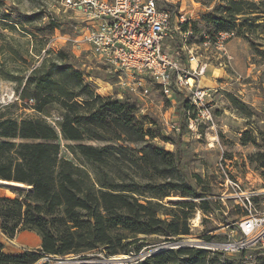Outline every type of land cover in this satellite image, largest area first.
Listing matches in <instances>:
<instances>
[{
	"label": "trees",
	"instance_id": "16d2710c",
	"mask_svg": "<svg viewBox=\"0 0 264 264\" xmlns=\"http://www.w3.org/2000/svg\"><path fill=\"white\" fill-rule=\"evenodd\" d=\"M245 1L228 0L233 7L213 21L221 29L233 30ZM246 3L250 9L257 5L249 0ZM190 24L183 22L182 29L188 30ZM57 58L54 62L44 59L32 69L19 99L36 100L40 113L50 100H57L64 109L60 129L39 116L17 120L2 115L0 119V179L31 186L29 191L19 189L16 198L0 197V229L9 238L20 230L35 231L41 237L38 251L17 253L6 252L0 240V264H35L44 255L62 256L100 247L109 255L123 253L134 258L110 264H264L259 252L253 260L245 261L241 256L196 246L170 247L141 259L150 248L147 236L158 235L170 243L190 234V219L198 202L167 205L163 198L171 193L201 198L200 207L206 210L217 209L218 204L187 178L175 151L152 143L161 130L151 126L155 123L148 118L138 116L136 102L96 93L63 51ZM243 137V143H257L252 134L245 132ZM62 144L72 157L61 155ZM129 149H134V160ZM125 159L133 161L141 178L116 177V161ZM251 160L264 171V151L254 152ZM156 176L170 180L155 184L152 179ZM212 239L209 236L208 240Z\"/></svg>",
	"mask_w": 264,
	"mask_h": 264
},
{
	"label": "rangeland",
	"instance_id": "374dc122",
	"mask_svg": "<svg viewBox=\"0 0 264 264\" xmlns=\"http://www.w3.org/2000/svg\"><path fill=\"white\" fill-rule=\"evenodd\" d=\"M246 1L243 13L236 17L237 27L233 30L221 29L213 21L214 17H223L225 10L233 7L228 0L159 2L161 8L171 12L174 24L179 25L182 15L191 23L188 30L181 26L183 33L176 32L173 39L167 40L172 47L179 48L184 57L185 73L193 77L196 86L205 89L211 105L213 122H202L191 129L184 119L187 95L177 89V74H174L173 83L176 91L170 98L155 83L150 84L149 96L137 95L119 85L117 77L95 58L86 44L75 46L69 39L79 38L86 24L74 12L59 9L54 0H0V94L11 90L19 94L33 68L41 65L44 59L58 61L57 54L63 51L65 59L82 71L84 81L96 93L136 102L138 116L148 118V122L155 123L151 126L161 130V135L154 137L152 143L167 151H175L187 178L199 190H205L207 198L216 200L218 208L206 210L200 207L201 198L182 197L176 193L163 198L167 205L186 200L198 202L190 219V234L180 235L178 241L170 243L162 241L158 235L147 236L150 248L144 250L141 259L160 247L195 246L200 240L209 241V236L215 241L225 240L226 225L240 218L237 213L240 210L229 196L232 188L226 185L231 178L239 180L242 190L258 191L257 208L264 209V171L251 160L254 152L264 151V0H249L257 4L252 9ZM202 66L205 71L200 75ZM35 104L34 99H19L0 106V119L2 115L17 120L39 116L60 129L59 122L64 114L62 105L52 99L40 113ZM245 132L256 137L257 143H243ZM87 142L100 144L96 140ZM121 143L135 148L128 142ZM61 155L72 157L64 144ZM134 155V149H129L132 160ZM132 160L116 161V177L141 178ZM169 180L156 176L152 182L160 184ZM30 187L26 183L22 186L0 183V197L16 198L20 195L19 189L29 191ZM3 234L0 229L5 245L13 246V251H38L41 248V237L35 231L20 230L13 238ZM259 253V257H264V249ZM259 257L258 262L262 260ZM127 260L134 258L123 253L109 255L100 247L62 256L44 255L37 263L110 264Z\"/></svg>",
	"mask_w": 264,
	"mask_h": 264
},
{
	"label": "built area",
	"instance_id": "2783aa9c",
	"mask_svg": "<svg viewBox=\"0 0 264 264\" xmlns=\"http://www.w3.org/2000/svg\"><path fill=\"white\" fill-rule=\"evenodd\" d=\"M54 1L59 9L74 12L86 22L79 38L69 39L75 46L86 44L117 77L119 85L137 95L149 96L150 84L155 83L170 98L176 91L173 83L177 74V89L187 95L185 123L194 129L202 122H213L205 89L196 86L193 77L185 73L179 48L167 42L176 32L183 33L181 24L189 18L182 15L179 25L174 24L171 12L159 6L160 0ZM204 71L202 66L199 74ZM118 96L122 97L120 93ZM15 100H19V94L14 90L0 94L1 107ZM226 185L231 186L229 196L242 212L239 220L226 225L225 240H200L195 246L251 261L255 252L264 249V209L257 208L260 193L242 190L238 179L231 178Z\"/></svg>",
	"mask_w": 264,
	"mask_h": 264
},
{
	"label": "crops",
	"instance_id": "0c3cea01",
	"mask_svg": "<svg viewBox=\"0 0 264 264\" xmlns=\"http://www.w3.org/2000/svg\"><path fill=\"white\" fill-rule=\"evenodd\" d=\"M4 235V234H3ZM0 240L4 243V245H5V240H4V238H3V236H0ZM12 249H14L13 248V246H7V245H5V247H4V250L6 251V252H8V253H17L16 251H13Z\"/></svg>",
	"mask_w": 264,
	"mask_h": 264
},
{
	"label": "bare ground",
	"instance_id": "6f19581e",
	"mask_svg": "<svg viewBox=\"0 0 264 264\" xmlns=\"http://www.w3.org/2000/svg\"><path fill=\"white\" fill-rule=\"evenodd\" d=\"M1 182H6L8 186H22L23 183L0 179Z\"/></svg>",
	"mask_w": 264,
	"mask_h": 264
},
{
	"label": "water",
	"instance_id": "95a60500",
	"mask_svg": "<svg viewBox=\"0 0 264 264\" xmlns=\"http://www.w3.org/2000/svg\"><path fill=\"white\" fill-rule=\"evenodd\" d=\"M0 183H2V184H7L6 182H1L0 181ZM181 246V245H180ZM170 247H173V246H165V247H160V248H158L156 251H152L151 253H149L148 255H150V254H152V253H155V252H158V251H161V250H164V249H166V248H170ZM121 259V258H120ZM125 259H127V258H125Z\"/></svg>",
	"mask_w": 264,
	"mask_h": 264
}]
</instances>
